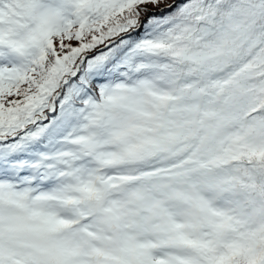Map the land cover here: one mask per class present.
I'll use <instances>...</instances> for the list:
<instances>
[{
	"label": "snow or ice",
	"instance_id": "snow-or-ice-1",
	"mask_svg": "<svg viewBox=\"0 0 264 264\" xmlns=\"http://www.w3.org/2000/svg\"><path fill=\"white\" fill-rule=\"evenodd\" d=\"M0 264H264V0H0Z\"/></svg>",
	"mask_w": 264,
	"mask_h": 264
}]
</instances>
